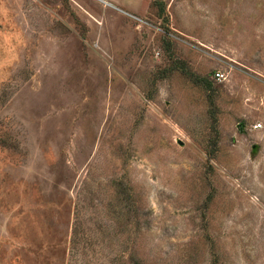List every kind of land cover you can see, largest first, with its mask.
<instances>
[{
    "label": "rangeland",
    "instance_id": "1",
    "mask_svg": "<svg viewBox=\"0 0 264 264\" xmlns=\"http://www.w3.org/2000/svg\"><path fill=\"white\" fill-rule=\"evenodd\" d=\"M0 264H264V0H0Z\"/></svg>",
    "mask_w": 264,
    "mask_h": 264
},
{
    "label": "built area",
    "instance_id": "2",
    "mask_svg": "<svg viewBox=\"0 0 264 264\" xmlns=\"http://www.w3.org/2000/svg\"><path fill=\"white\" fill-rule=\"evenodd\" d=\"M216 78H217L218 80H222V79L225 78V75H224L223 73H217V74H216ZM257 128H260V126H257Z\"/></svg>",
    "mask_w": 264,
    "mask_h": 264
},
{
    "label": "water",
    "instance_id": "3",
    "mask_svg": "<svg viewBox=\"0 0 264 264\" xmlns=\"http://www.w3.org/2000/svg\"><path fill=\"white\" fill-rule=\"evenodd\" d=\"M258 150H259V146L255 145L253 147V156H255L257 154Z\"/></svg>",
    "mask_w": 264,
    "mask_h": 264
}]
</instances>
